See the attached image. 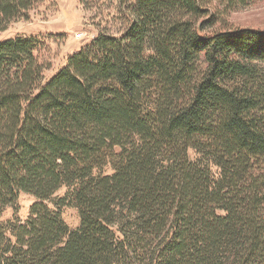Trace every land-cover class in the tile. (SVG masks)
<instances>
[{"label": "trees", "instance_id": "obj_1", "mask_svg": "<svg viewBox=\"0 0 264 264\" xmlns=\"http://www.w3.org/2000/svg\"><path fill=\"white\" fill-rule=\"evenodd\" d=\"M46 1L0 0V30ZM126 1L49 78L38 37L0 42V215L35 198L0 264H264V31Z\"/></svg>", "mask_w": 264, "mask_h": 264}, {"label": "rangeland", "instance_id": "obj_2", "mask_svg": "<svg viewBox=\"0 0 264 264\" xmlns=\"http://www.w3.org/2000/svg\"><path fill=\"white\" fill-rule=\"evenodd\" d=\"M124 1L48 0L31 10L28 18L15 20L1 29L0 42L18 35L38 37L42 41L39 56L46 67L44 76L49 78L67 63L70 55L101 33L118 36L124 31L128 24L125 8L129 4ZM207 7L210 13L204 22L206 26H212L207 30L252 28L264 31V0H246L231 8L225 6L224 1L212 0ZM211 19L215 23H211ZM34 199L32 195L22 193L15 206L3 210L0 221L7 224L15 218L25 219ZM63 217L70 227L79 225L77 208L65 207Z\"/></svg>", "mask_w": 264, "mask_h": 264}]
</instances>
